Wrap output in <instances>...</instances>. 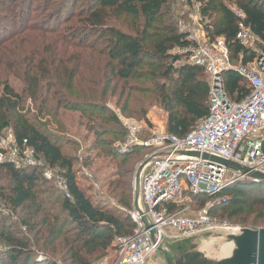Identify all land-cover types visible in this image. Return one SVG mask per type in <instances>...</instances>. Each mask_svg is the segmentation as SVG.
Masks as SVG:
<instances>
[{"label": "trees", "instance_id": "1", "mask_svg": "<svg viewBox=\"0 0 264 264\" xmlns=\"http://www.w3.org/2000/svg\"><path fill=\"white\" fill-rule=\"evenodd\" d=\"M90 1L76 10V0H44L37 6L41 15L32 16L28 6L33 0H27L15 12L12 3L11 14L0 16V133L10 128L19 143L26 140L46 166L66 179L72 197L66 199L38 168L0 164V177L3 174L8 181L4 205L16 216L15 222L0 219L4 245L0 264H92L98 256L114 252L116 237L133 233L135 225L126 213L103 208L81 185L76 159L64 153L66 144L59 136L67 132L65 113H78V122L95 136L84 166H91V152L95 151L93 159L102 157L93 172L105 168L104 187L117 205L126 208L132 186L131 170L124 165L137 152L151 150L114 151L113 143L127 131L107 109L108 100L115 98L127 119H140L149 106L158 104L167 114L166 133L178 137L208 114L204 71L187 63L186 50L196 42L164 12L172 0ZM225 1L201 0L200 14L208 20L206 37L209 43L223 38L231 63L246 65L257 54L237 41L239 24L249 28L257 49L263 50L264 0H227L242 18ZM121 16L135 21L133 33L113 26L112 20ZM222 77L232 103L251 93L238 73L227 71ZM12 80L19 82L18 91ZM27 101L31 106L25 105ZM207 202L213 218L264 228L263 182L235 183L214 197L192 196L187 206L197 211ZM39 253L44 260L38 259Z\"/></svg>", "mask_w": 264, "mask_h": 264}, {"label": "built area", "instance_id": "2", "mask_svg": "<svg viewBox=\"0 0 264 264\" xmlns=\"http://www.w3.org/2000/svg\"><path fill=\"white\" fill-rule=\"evenodd\" d=\"M236 13L242 18L240 12ZM236 39L244 48L255 51L257 56L252 62L234 66L223 38L196 43L186 50L190 52L187 63L204 71L210 102L208 114L184 137L160 132L148 139L140 138V125L120 117L127 134L115 144V150L128 154L136 147L145 148L151 150V156L140 174L143 207L134 196L129 217L135 228L130 236L115 238L114 264H144L162 247L167 230L189 236L211 229L218 223V219L209 215L211 202L187 214L191 197L200 194L214 197L235 183L258 182L251 174L264 175V49H257V38L243 23L239 24ZM227 71L238 73L251 86V93L239 103H232L226 95L222 76ZM206 156L238 168L211 163ZM0 164L38 168L43 179L52 182L66 199H72L66 179L46 166L26 140L19 143L11 129L0 133ZM224 229L229 234L241 230Z\"/></svg>", "mask_w": 264, "mask_h": 264}, {"label": "rangeland", "instance_id": "3", "mask_svg": "<svg viewBox=\"0 0 264 264\" xmlns=\"http://www.w3.org/2000/svg\"><path fill=\"white\" fill-rule=\"evenodd\" d=\"M32 1V0H31ZM44 0H33L31 4H29L30 12L32 16L41 15L38 10V7L43 5ZM76 10L79 8L88 6L91 1L90 0H76ZM12 3H16L13 7L15 8L14 12L25 3L27 0H0V16L1 15H10L12 10ZM225 5L230 7L233 11L237 12L236 7L230 2L225 1ZM39 5V6H38ZM38 6V7H37ZM201 0H172L169 6L164 10L165 13L171 17L173 22L176 24L178 30L180 32H187L190 36L195 40L197 44L207 43L206 37V29L205 26L208 23V20L204 19L200 14ZM52 9V7H51ZM1 20V19H0ZM2 21H0V25H2ZM7 24V23H4ZM113 26L119 28L120 30L133 33L136 29V23L133 19L121 16L119 18H115L112 20ZM12 28V27H11ZM16 30V29H13ZM175 52H179L177 49ZM174 52V53H175ZM180 53V52H179ZM238 65V64H237ZM234 65V66H237ZM207 79V78H206ZM207 81V80H206ZM208 83V82H207ZM12 86L18 91L19 90V82L12 80ZM209 86V85H208ZM207 104H209V94L206 96ZM26 106H31L30 102L25 103ZM106 107L109 111L113 112L118 119L120 117H124L121 115L120 109L116 106V99L111 98L108 100ZM79 114L78 113H65L64 119L62 122L67 132H60L59 136L63 138L66 144V148L64 149V153L70 157L76 159V167L78 168L80 175L81 185L87 190L88 194L93 198V200L98 204H100L103 208L109 209L113 212H121L126 213L129 217V214L132 212L133 202H134V181L138 174L145 171V160L151 156V153L145 152H137L134 158L124 167H129L131 170L130 174V184L132 186V200L129 208L117 205L113 199L109 196L106 187L102 182V171L94 174V170L99 168L102 157L94 158L95 151L91 152L92 164L89 168L84 166V158L87 156L86 153L94 143L95 136L93 133L88 131L83 125L78 122ZM136 121L141 128V132L139 134L140 138L148 139L152 134H158L160 132H166V122H167V114L163 111V109L156 103L149 106L146 115L142 118H131ZM48 121L47 118L41 120V124ZM51 121V120H50ZM53 124V120L51 121ZM54 125V124H53ZM51 129L55 130L56 128L52 125ZM10 129V128H8ZM119 142V141H118ZM117 142L113 143L112 147L115 150L114 146ZM138 148V147H136ZM145 149V148H144ZM141 167H143L141 169ZM89 171V173H85V171ZM110 172V170H109ZM112 172V171H111ZM114 180V177H111ZM243 182V181H241ZM240 183V182H238ZM8 187L7 178L2 174L0 177V219L2 216L10 218L13 222L16 221V216L10 212L7 207L4 205L3 194H6ZM138 205L143 207L142 205V195L138 196ZM189 208V207H188ZM195 210L193 208H189L186 213L192 214ZM130 219V217H129ZM218 219V218H216ZM131 221V219H130ZM132 222V221H131ZM240 228V229H254L252 226H242L240 224L230 223L228 221H220L218 219V223L211 229L207 231L192 234V235H178L173 231H166V239L162 244V247L154 252L148 260L144 264H167L166 258H168L171 262H174L175 256L174 252H183V251H191L194 249L195 251L201 252L208 260L217 261L227 257L230 254V246L227 242L226 236L229 234V231L224 228ZM261 229V228H258ZM134 231V230H133ZM4 250V245L0 242V251ZM39 253L38 259L44 260ZM57 259L56 257H54ZM116 259V252L109 253L106 256L99 257L92 262V264H114Z\"/></svg>", "mask_w": 264, "mask_h": 264}, {"label": "water", "instance_id": "4", "mask_svg": "<svg viewBox=\"0 0 264 264\" xmlns=\"http://www.w3.org/2000/svg\"><path fill=\"white\" fill-rule=\"evenodd\" d=\"M264 151V144H263ZM196 155V154H191ZM211 163H217L226 167H236L227 161L206 156ZM145 164L143 165V167ZM141 167V169L143 168ZM245 171V170H244ZM251 178L264 183V175L259 173L251 174ZM135 200H138L140 191V174L134 181ZM146 223V221H145ZM230 246V254L220 260H208L203 253L195 251L174 252L175 260L171 262L166 258L167 264H264V228L257 230L241 229L237 234H228L226 236Z\"/></svg>", "mask_w": 264, "mask_h": 264}, {"label": "bare ground", "instance_id": "5", "mask_svg": "<svg viewBox=\"0 0 264 264\" xmlns=\"http://www.w3.org/2000/svg\"><path fill=\"white\" fill-rule=\"evenodd\" d=\"M229 246H231V244H229Z\"/></svg>", "mask_w": 264, "mask_h": 264}]
</instances>
